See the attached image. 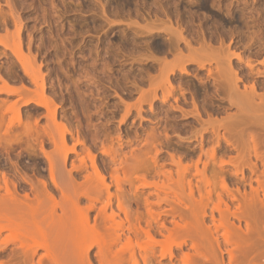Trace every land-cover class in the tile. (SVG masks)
<instances>
[{
	"label": "rangeland",
	"instance_id": "1",
	"mask_svg": "<svg viewBox=\"0 0 264 264\" xmlns=\"http://www.w3.org/2000/svg\"><path fill=\"white\" fill-rule=\"evenodd\" d=\"M0 264H264V0H0Z\"/></svg>",
	"mask_w": 264,
	"mask_h": 264
},
{
	"label": "bare ground",
	"instance_id": "2",
	"mask_svg": "<svg viewBox=\"0 0 264 264\" xmlns=\"http://www.w3.org/2000/svg\"><path fill=\"white\" fill-rule=\"evenodd\" d=\"M4 181H5V180H4ZM5 184H6V181L4 182V185H5ZM6 185H7V184H6ZM4 188H5V187H4ZM7 188H8V186H6V190L4 189V190H5V193H6L8 196H10L9 194L12 192L11 196H13V191H9V188H8V189H7ZM6 191H8V192H6ZM9 192H10V193H9ZM11 196H10V197H11ZM12 198H13V197H12ZM14 198H15V197H14ZM87 234H88V233H87Z\"/></svg>",
	"mask_w": 264,
	"mask_h": 264
}]
</instances>
